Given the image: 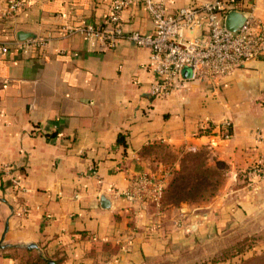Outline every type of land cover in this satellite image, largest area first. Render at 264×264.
I'll return each instance as SVG.
<instances>
[{"label": "crops", "instance_id": "1", "mask_svg": "<svg viewBox=\"0 0 264 264\" xmlns=\"http://www.w3.org/2000/svg\"><path fill=\"white\" fill-rule=\"evenodd\" d=\"M25 1L15 16L0 18V41L53 38L30 56L0 54V166L10 168L0 173V264H32L36 257L52 264H143L142 256L180 231L196 233L200 224L188 216L183 227V208L169 217L170 210L159 214L148 202L129 205L120 195L127 178L161 174L149 152L164 144L206 147L228 166L231 183H242L264 156L253 133L264 132V57L214 86L195 82L178 96L152 98L147 49L122 40L97 51L79 36L58 37L63 28L100 21L110 0ZM205 1L164 0L168 12ZM237 4L238 12L264 21V0ZM122 20L126 32H152L141 6L125 10ZM225 121L232 125L227 140L219 130ZM11 177L27 191L15 194ZM248 187L231 191L238 205L217 216L216 226L264 213V187ZM23 207L27 214L18 216ZM181 216L184 230L177 234L172 221Z\"/></svg>", "mask_w": 264, "mask_h": 264}, {"label": "built area", "instance_id": "2", "mask_svg": "<svg viewBox=\"0 0 264 264\" xmlns=\"http://www.w3.org/2000/svg\"><path fill=\"white\" fill-rule=\"evenodd\" d=\"M27 5L25 0H7L0 18H11ZM237 0H209L197 6L168 12L164 0H110L108 13L97 23L72 26L59 31L58 37H81L91 50H113L120 41H131L149 52L147 69L152 80L148 94L152 98L178 96L192 83L205 82L214 86L250 61L264 57V21L247 14L244 25L235 33L224 26L228 13L237 11ZM141 6L152 23V32L139 33L124 30L122 15L127 9ZM195 33H205L203 38ZM52 34L27 41H0V54L16 50L30 56L45 48ZM220 137L229 139L232 125H220ZM254 139L264 151V132L254 130ZM9 174V166H0V173ZM95 173V172H94ZM249 186H264V156L254 161L244 172ZM12 191L27 190L16 177H11ZM166 189L165 175L137 173L127 178L121 196L129 205L149 202L160 208ZM27 214L23 207L18 216Z\"/></svg>", "mask_w": 264, "mask_h": 264}, {"label": "rangeland", "instance_id": "3", "mask_svg": "<svg viewBox=\"0 0 264 264\" xmlns=\"http://www.w3.org/2000/svg\"><path fill=\"white\" fill-rule=\"evenodd\" d=\"M149 156L155 170L161 166L166 182L160 208L148 202L150 209L159 214L170 210V217L171 211L183 208L185 223L182 216V221H172L175 233L183 229L180 224L186 227L191 223L188 216H195L200 225L196 233L185 230L184 235L180 231L179 236L168 238L153 255L142 256L143 264H264V213L247 212L245 218L224 219L215 225L217 216L237 207L231 191L248 187L245 178L232 184L228 166L217 161L206 147L182 145L173 149L159 144L151 147Z\"/></svg>", "mask_w": 264, "mask_h": 264}, {"label": "water", "instance_id": "4", "mask_svg": "<svg viewBox=\"0 0 264 264\" xmlns=\"http://www.w3.org/2000/svg\"><path fill=\"white\" fill-rule=\"evenodd\" d=\"M246 20H247L246 13H241L236 11L230 12L225 17L224 26L229 32L235 33L244 25ZM28 248H35V246L29 245Z\"/></svg>", "mask_w": 264, "mask_h": 264}, {"label": "trees", "instance_id": "5", "mask_svg": "<svg viewBox=\"0 0 264 264\" xmlns=\"http://www.w3.org/2000/svg\"><path fill=\"white\" fill-rule=\"evenodd\" d=\"M230 135H232V131H229ZM201 135H209V131H205V132H202V131H199L197 133V136H201ZM118 143L119 144H124V140H123V137L119 136L118 138ZM32 264H50V262L46 261V260H43L41 258H35L33 261H32ZM54 264H57L56 262H54Z\"/></svg>", "mask_w": 264, "mask_h": 264}]
</instances>
